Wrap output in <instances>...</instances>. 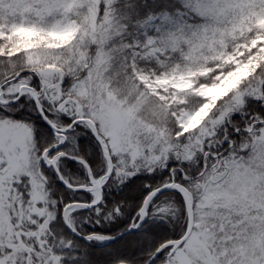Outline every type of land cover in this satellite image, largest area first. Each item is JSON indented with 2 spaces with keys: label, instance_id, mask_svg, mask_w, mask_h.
Listing matches in <instances>:
<instances>
[{
  "label": "snow or ice",
  "instance_id": "obj_1",
  "mask_svg": "<svg viewBox=\"0 0 264 264\" xmlns=\"http://www.w3.org/2000/svg\"><path fill=\"white\" fill-rule=\"evenodd\" d=\"M0 264H264V0H0Z\"/></svg>",
  "mask_w": 264,
  "mask_h": 264
}]
</instances>
